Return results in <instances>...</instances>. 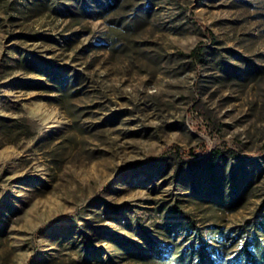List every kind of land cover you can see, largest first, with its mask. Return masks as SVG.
I'll return each instance as SVG.
<instances>
[{"label": "rangeland", "instance_id": "374dc122", "mask_svg": "<svg viewBox=\"0 0 264 264\" xmlns=\"http://www.w3.org/2000/svg\"><path fill=\"white\" fill-rule=\"evenodd\" d=\"M199 232L264 261V0H0V264H187Z\"/></svg>", "mask_w": 264, "mask_h": 264}, {"label": "trees", "instance_id": "16d2710c", "mask_svg": "<svg viewBox=\"0 0 264 264\" xmlns=\"http://www.w3.org/2000/svg\"><path fill=\"white\" fill-rule=\"evenodd\" d=\"M203 51L204 47L198 45L189 53V56L195 60H199ZM171 149L184 162H191V160L196 156L193 152L185 151L177 145H173ZM212 155L213 157H210L203 162L206 171L213 170L218 160L223 156L219 151H214ZM225 201L228 205L234 206L236 199L227 195L225 197ZM195 236L196 237L192 239L193 241L191 242V245L187 246L180 252V259L186 260L187 264H217L215 257H213L210 252L211 245L203 239L200 232ZM241 260H243L245 264H264V261H257L256 257H254V254L247 248V246L239 252L235 259V261L239 263Z\"/></svg>", "mask_w": 264, "mask_h": 264}]
</instances>
